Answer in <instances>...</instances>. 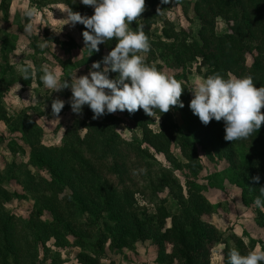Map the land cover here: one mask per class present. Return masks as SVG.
I'll list each match as a JSON object with an SVG mask.
<instances>
[{"label": "rangeland", "instance_id": "rangeland-1", "mask_svg": "<svg viewBox=\"0 0 264 264\" xmlns=\"http://www.w3.org/2000/svg\"><path fill=\"white\" fill-rule=\"evenodd\" d=\"M193 1L167 0L159 8L156 5L146 6L141 17L133 21L130 27L135 30L144 13L152 9L157 14L147 29L150 39L165 41L162 30L171 28L178 32L177 39H173L175 47L183 38L184 42L197 40L199 23L192 11ZM27 9L33 10L35 14L27 16ZM83 12L91 16L94 9L85 6ZM67 18L68 11L63 0H0V115H3V119L0 117V213L11 217L17 237L22 242L26 238V244L36 242L34 260L40 261L35 264H50L54 257L57 258V261L53 260L55 264H77L74 254L78 251L90 256L92 264H158L155 258L156 247L149 239L136 240L120 250L108 245V239L103 242L100 236L105 232L101 225L105 212L99 207H90L85 212L68 203L70 188L50 186L51 179L46 169L30 161L27 143L28 133L31 132L29 119L37 127L34 130L36 140L33 142L38 141L45 147L66 144L77 148L81 152L79 155L91 163L84 174L86 178L94 175L95 178H106L113 185H120L116 184V176L108 171L111 155L105 147L101 148L98 139L89 143L77 140L84 135L88 120L83 115L75 114L70 104L59 114L53 113L52 99L64 102L68 99L70 102V88L53 91L46 88L39 79L43 65L58 71L61 82L65 79L70 81L76 75L88 74L94 62H100L99 70L105 67L103 58L99 61L90 59V51L83 38L75 25L67 23ZM27 24L32 25L31 31L25 30ZM228 24L230 22L216 17L215 33L226 32ZM41 43H45L46 47L40 48ZM115 43L113 39L101 45L111 46ZM155 48L153 45L154 56L150 65L182 84L184 91L180 99L189 106L195 80L206 78L203 74L205 67L198 64L199 58L176 65L173 56L165 54L161 47ZM143 55L147 56L146 53ZM243 58L245 66H249L251 54L245 52ZM27 64H31L33 74L30 84L24 85L18 68ZM225 76L229 78L233 75L226 73ZM83 110L88 112L91 109L85 105ZM155 112V117L147 115L145 119H140V123L156 132L160 128L161 117L169 116L172 127L164 133L170 138L168 150L173 158L171 163L142 142L141 129L136 121L119 110L111 114L115 117L112 128L119 142L120 154L126 156L125 183L139 190L133 196L135 203L144 206L147 213L152 211V204L158 203L169 211L174 210L176 202L160 187L162 181H158L160 173L168 169L183 193L187 180L201 186L202 196L212 206V213L203 215L202 219L212 224L220 232L221 238L228 239L234 234L243 240L249 250L256 246L264 248V227L255 222L256 211H263V207L247 200L240 187L232 181L234 177L237 178L240 166L244 165L249 141L241 139L234 145L233 165L218 153L212 155L207 150L206 155L198 144H194L199 165L191 171L185 166V160L173 139L179 135L189 136L179 107H173L163 114L158 110ZM143 156H146V162ZM97 185L87 184L88 187ZM49 205H54L58 214L52 216L48 211ZM168 224L166 221L165 225ZM52 236L59 241V246H53ZM43 239H46L44 248L40 244ZM100 240L101 245L98 244ZM222 248L223 244L218 242L210 249L209 261L212 264H221ZM91 251H98L100 257H92Z\"/></svg>", "mask_w": 264, "mask_h": 264}, {"label": "trees", "instance_id": "trees-1", "mask_svg": "<svg viewBox=\"0 0 264 264\" xmlns=\"http://www.w3.org/2000/svg\"><path fill=\"white\" fill-rule=\"evenodd\" d=\"M164 1L145 0V3L146 6L156 5L159 8ZM63 4L68 12H79L81 15H85L83 12L85 5L81 3V0H63ZM192 11L199 23L196 31L197 40L184 42L185 38H183L177 47H175L173 39H177L178 32H174L171 28L162 30L165 41H153L149 38L147 29L157 11L150 9L149 12L144 13L139 26H142L148 36L150 45L156 46L155 49L161 47L165 54L173 56L175 59L173 63L176 65L199 58L198 64L205 67L203 74L206 77L215 73H219L224 78L227 77L226 73L235 77L251 76L257 86H264V0H194ZM216 17L230 22L226 32L215 33ZM75 26L83 38L82 33L86 30L85 26L81 23H76ZM169 39L171 41H168ZM114 46L115 44L111 46L100 44L99 51H93L89 57L92 61H99ZM152 47L146 53V63L149 65L154 56ZM245 52L252 56L249 66L244 64ZM107 74L111 79H115L118 75L111 71ZM35 80L37 82V79ZM30 81L31 78L29 80L22 79V84L29 85ZM54 99L56 98H53L52 101ZM69 104V100L66 99L62 110L69 107ZM179 109L186 122L189 136L179 135L173 139L185 160L187 169L194 171L199 165L194 144H198L206 155L208 154L207 150L212 155L218 153L233 165L234 145L239 140L232 142L224 139V121L213 119L209 124L204 125L187 104ZM123 114L139 124L142 142L154 152L162 154L171 163L173 158L168 150L170 138L164 133L165 130L172 127L169 116L161 117L159 130L153 132L147 128L146 124L140 123V119H145L147 116L143 109L133 114L125 110ZM82 115L88 122L84 135L77 140L89 143L95 138L98 139L101 148L105 147L111 155V165L108 167V171L116 176V184H120L119 186L111 184L106 178H95L94 175H89L86 178L84 174L91 167V163L87 158L79 155L81 152L77 148L66 144L45 147L38 141L33 142L36 140L34 130L37 127L30 119L28 126L31 132L28 133L27 140L29 158L37 167L46 169L51 179L50 186L58 189L63 186L70 188V197H67L68 203L76 205L85 212L90 207H99L105 212V218L101 222L105 232L103 231L100 236L103 242L108 239V245L120 250L136 240L149 239L156 247L155 258L158 264H212L209 261L210 249L214 243L218 242L223 244L221 264H228L230 249L235 248L241 254L250 251L243 240L234 234H231L228 239L221 238L220 232L212 224L202 219L203 215L212 213V206L202 196L201 186L192 180H187L183 193L176 178L168 169H164V172L160 173L158 181H162L160 187L169 193L176 202V207L169 211L161 203L152 204V211L147 213L146 208L136 204L133 198L135 193H139V190L125 183L126 156L120 154L121 151L117 145L119 142L115 139L116 135L112 128L115 117L106 113L102 116V121H97L92 119V110L88 112L83 110ZM0 117L3 119V115ZM247 141H249L247 144L249 151L246 153L244 165L240 166L237 178L234 177L232 181H234L233 184L240 187L243 191L242 195H246L247 200L255 202L257 198H260L263 211H256L255 222L264 227V196L261 195V188L264 187V124L257 132L250 135ZM146 156H143L145 162L147 161ZM255 176L260 177L259 182L253 180ZM88 183L98 185L88 187ZM48 208L52 216L58 214L54 205H49ZM166 221L169 223L167 226L165 225ZM55 236L51 237L53 246H59V241L55 240ZM45 241L46 239H43V242H40L42 248H44ZM102 241L100 240L98 244L101 245ZM27 242L28 238L22 242L17 237L11 217L8 214L0 213V264L39 263L40 260H34L36 242L26 244ZM90 255L96 259L100 257L98 251H91ZM89 257L79 251L74 254V258L80 264H92ZM53 260L57 261V258H52L50 264L56 263Z\"/></svg>", "mask_w": 264, "mask_h": 264}, {"label": "clouds", "instance_id": "clouds-1", "mask_svg": "<svg viewBox=\"0 0 264 264\" xmlns=\"http://www.w3.org/2000/svg\"><path fill=\"white\" fill-rule=\"evenodd\" d=\"M167 2V0H165ZM85 6H91V16L79 12H68L67 23H81L85 26L83 40L90 53L99 51V45L115 39V46L103 57V70L100 62H94L86 75L71 77L61 82L60 73L48 65L41 68L39 77L43 85L53 91L66 88L71 90L70 106L77 115H82L85 105L93 112L92 119H99L106 113L127 110L130 114L143 109L146 115L155 117L173 107L183 108L181 96L182 84L172 76L146 63L143 55L150 51L148 36L142 26L134 30L130 25L137 21L145 11V0H81ZM159 10V9H158ZM29 17L35 13L27 9ZM32 25L25 26L31 31ZM46 47L45 43L39 45ZM31 64L18 68L21 77L29 80ZM118 73L115 79L108 72ZM193 98L189 107L193 114L204 124L213 119L225 123L226 141L247 139L264 124V86H257L251 76L224 78L219 73L206 78H197L194 82ZM64 101L54 99L51 104L53 113L59 114ZM260 177L253 180L259 182ZM264 196V187L261 188ZM260 198L255 204L261 206ZM228 264H264V248L256 246L246 254L233 248L228 252Z\"/></svg>", "mask_w": 264, "mask_h": 264}]
</instances>
